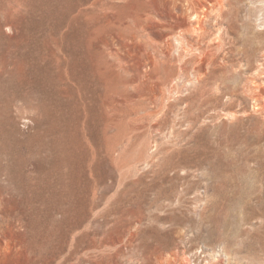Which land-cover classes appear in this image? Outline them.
Listing matches in <instances>:
<instances>
[{
    "label": "rangeland",
    "instance_id": "rangeland-1",
    "mask_svg": "<svg viewBox=\"0 0 264 264\" xmlns=\"http://www.w3.org/2000/svg\"><path fill=\"white\" fill-rule=\"evenodd\" d=\"M220 1L0 0V264H264V0Z\"/></svg>",
    "mask_w": 264,
    "mask_h": 264
},
{
    "label": "bare ground",
    "instance_id": "bare-ground-1",
    "mask_svg": "<svg viewBox=\"0 0 264 264\" xmlns=\"http://www.w3.org/2000/svg\"><path fill=\"white\" fill-rule=\"evenodd\" d=\"M224 1H226V0H224ZM219 3V2H218ZM220 5L221 6H224V8H225V4H224V2L221 0L220 1ZM222 8V7H221ZM221 11H222V9H221ZM196 21H197V23H196V25L198 24L199 26H196L194 29H193V33L195 32H197L198 33V31H200L201 30V28H202V26H201V15L199 16V15H197L196 14ZM196 33V34H197ZM200 34V33H199ZM232 42H234V41H232ZM183 50H184V48H183ZM187 81V80H186ZM256 85V84H255ZM260 88V87H259ZM257 90V89H256ZM254 95V94H253ZM258 101V100H257ZM192 249V248H191ZM191 251V250H190ZM193 252V251H192ZM196 253H197V251H196ZM195 253V254H196ZM199 253V252H198ZM203 254V253H202ZM196 256H198L197 254H196ZM196 256H194L193 258H195ZM185 257V256H184ZM192 257V256H191ZM210 257H211V259H215L216 257L214 256V255H212V254H210ZM188 260V259H187ZM190 260V259H189ZM207 260V259H206ZM205 260V261H206ZM196 261V262H195ZM189 262V261H188ZM194 262H195V264H206V263H204V260H202L201 258H199V257H196L195 258V260H194ZM208 263V262H207Z\"/></svg>",
    "mask_w": 264,
    "mask_h": 264
}]
</instances>
